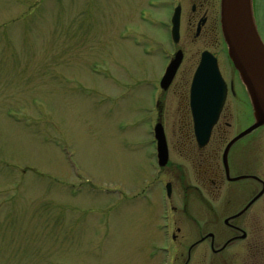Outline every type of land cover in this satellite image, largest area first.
<instances>
[{
    "label": "rangeland",
    "instance_id": "1",
    "mask_svg": "<svg viewBox=\"0 0 264 264\" xmlns=\"http://www.w3.org/2000/svg\"><path fill=\"white\" fill-rule=\"evenodd\" d=\"M202 2L0 0V264H162L167 182L180 249L198 237L194 222L205 223L206 209L191 186H206L197 174L205 158L194 166L188 102L199 52L218 57L236 93L207 150L255 122L222 34L221 0ZM179 3L175 45L170 27ZM252 8L264 41V0H252ZM178 49L184 61L159 96L157 84ZM157 121L170 146L163 173L152 132ZM236 151L261 157L251 173L263 176L264 126L240 139ZM254 184L234 188L255 191Z\"/></svg>",
    "mask_w": 264,
    "mask_h": 264
},
{
    "label": "flooded vegetation",
    "instance_id": "2",
    "mask_svg": "<svg viewBox=\"0 0 264 264\" xmlns=\"http://www.w3.org/2000/svg\"><path fill=\"white\" fill-rule=\"evenodd\" d=\"M211 2L212 0H203L202 4H209ZM192 11L194 13L193 19H195L197 14H199L196 3L192 5ZM200 16V19L197 20L198 22L195 23L196 38L200 37L205 31L209 20V12L206 11ZM204 50L199 52V61ZM230 93L236 94L233 84L229 85L228 95ZM223 113L224 110L216 125L218 129H221L223 126ZM227 125L231 126L229 123ZM226 137L225 134L223 140L217 144L213 152L207 150V147L212 143L211 141L203 148L198 146L195 139L191 143L194 166H196L195 162L197 158L201 161L205 158V164L197 168V174L204 178L201 179L206 182V186L204 189H201L197 185L191 186L197 199L205 205V223L194 222L196 230H198L196 233L198 237L189 240L180 249L178 237L181 234L182 228L175 225V208L171 205L170 220L171 218L172 220L163 224L167 244L163 247L160 246L161 248L159 247L164 252L162 264H264V223L260 222V214L264 211V175L256 174L262 166V159L259 156H252L254 154L251 157L249 156L248 159H244V153L235 152V146L239 144L237 142L228 152V165L226 167L223 160L224 151L228 143V141L226 142ZM251 144L253 148H256V143ZM168 148L170 155V146ZM220 150L222 152H220L221 155L219 157ZM236 165L239 170L242 169L246 172L239 171L240 174H235ZM168 166L169 162L166 166L159 169L163 173L164 169ZM251 171L256 172L251 173ZM242 176L245 178L234 180ZM244 181L254 182L255 186L258 184V189L252 191L254 187L252 188L253 185H251L246 190L244 188L235 190L234 185ZM171 187L173 190L172 183ZM260 193L262 194L260 195ZM258 195L260 196L257 197ZM157 255V253L154 254V256Z\"/></svg>",
    "mask_w": 264,
    "mask_h": 264
},
{
    "label": "water",
    "instance_id": "3",
    "mask_svg": "<svg viewBox=\"0 0 264 264\" xmlns=\"http://www.w3.org/2000/svg\"><path fill=\"white\" fill-rule=\"evenodd\" d=\"M180 13L181 8L178 7L172 18V37L175 42H178L180 37ZM221 29L229 57L249 93L255 118L254 124L234 137L227 145L223 157L227 167L228 152L232 145L264 126V43L255 24L252 0H221ZM182 60L183 53L178 51L162 79L161 86L164 89L170 86ZM227 91L217 58L210 51L203 52L193 77L190 93L194 131L200 147L206 146L210 140L212 130L225 105ZM155 132L159 164L165 166L168 163L169 154L161 123L157 124ZM243 178L245 177L234 180ZM167 189L170 195V183Z\"/></svg>",
    "mask_w": 264,
    "mask_h": 264
},
{
    "label": "bare ground",
    "instance_id": "4",
    "mask_svg": "<svg viewBox=\"0 0 264 264\" xmlns=\"http://www.w3.org/2000/svg\"><path fill=\"white\" fill-rule=\"evenodd\" d=\"M181 15H182V12H181ZM180 31H181V27H180ZM182 61H183V60H182ZM181 63H182V62H181ZM163 92H164V91H163ZM163 92H162V93H163Z\"/></svg>",
    "mask_w": 264,
    "mask_h": 264
},
{
    "label": "trees",
    "instance_id": "5",
    "mask_svg": "<svg viewBox=\"0 0 264 264\" xmlns=\"http://www.w3.org/2000/svg\"><path fill=\"white\" fill-rule=\"evenodd\" d=\"M191 133H192V130H191ZM193 134V133H192Z\"/></svg>",
    "mask_w": 264,
    "mask_h": 264
}]
</instances>
